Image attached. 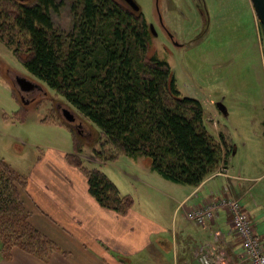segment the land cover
I'll use <instances>...</instances> for the list:
<instances>
[{
    "label": "trees",
    "instance_id": "obj_1",
    "mask_svg": "<svg viewBox=\"0 0 264 264\" xmlns=\"http://www.w3.org/2000/svg\"><path fill=\"white\" fill-rule=\"evenodd\" d=\"M7 2L14 8L0 10V42L14 47L31 75L63 96L104 135L116 151L108 161L123 154L143 157L167 181L191 187L220 167L228 168L230 150L225 138L218 143L210 135L202 103L183 96L169 63L151 53V26L141 9L136 12L121 0H75L72 29L62 32L53 14L58 15L65 3ZM17 37L26 38V53ZM56 123L73 132L65 121ZM73 134L77 153L67 155L69 164L86 174L89 190L101 206L126 214L135 201L122 195L101 169L77 158L84 144ZM25 185L0 161L1 251L9 258L18 247L45 261L57 245L31 225L20 193Z\"/></svg>",
    "mask_w": 264,
    "mask_h": 264
},
{
    "label": "rangeland",
    "instance_id": "obj_2",
    "mask_svg": "<svg viewBox=\"0 0 264 264\" xmlns=\"http://www.w3.org/2000/svg\"><path fill=\"white\" fill-rule=\"evenodd\" d=\"M7 1L0 0V10L9 12L14 8ZM58 1L65 5L58 15L53 14L54 23L58 30L70 32L73 22L71 6L75 0ZM136 2L147 22L154 26L156 34L152 33L151 53L169 63L178 91L183 96L202 103L205 124L216 142L221 143V137L225 138L226 149L230 150L229 173L233 171L250 181L241 191L247 186L256 187L251 195L260 192L263 202L264 30L252 1ZM199 7L206 8L208 15L201 13ZM15 41L22 44L20 49L26 53V38L17 37ZM18 76L27 78L36 88L21 93L16 84ZM218 104H223L226 110L222 112ZM63 108L73 113L74 124L62 116ZM58 119L68 123L84 144L82 154H77L78 159L83 158L87 167L101 169L124 196H134L140 209L151 211L148 207L150 205L151 209V205L158 202L157 195L152 191L145 192L143 184L133 183L132 179L122 176L127 172L133 177L139 176L145 183H154L147 176V172H151L162 179L152 171L149 159L123 154L112 162L108 161L116 151L104 135L84 120L63 96L31 75L14 52V47L9 48L0 42V161L25 180V175L38 163L41 155L50 150L74 154V134L66 125L56 123ZM234 186L239 191L241 186ZM251 195L243 202L248 204L249 210L256 208L251 207ZM251 217L255 221V214L252 213ZM1 249L0 238V258L4 254Z\"/></svg>",
    "mask_w": 264,
    "mask_h": 264
},
{
    "label": "crops",
    "instance_id": "obj_3",
    "mask_svg": "<svg viewBox=\"0 0 264 264\" xmlns=\"http://www.w3.org/2000/svg\"><path fill=\"white\" fill-rule=\"evenodd\" d=\"M67 155L55 149L41 155L25 175L26 185L20 192L31 225L51 239L57 251L43 261L13 248L9 258L2 254L0 264H204L203 255L211 264H250L231 231L232 219L226 210L221 209L205 226L185 217L219 196L244 204L256 188L247 186L241 191L250 182L246 177L230 171V177L208 178L191 187L168 183L151 172L147 176L154 183H145L124 172L122 176L143 184L145 192L152 191L159 200L145 212L131 196L135 202L122 214L97 202L86 174L70 165ZM235 184L241 186L239 191ZM260 196V192L251 195L255 209L249 210L248 204L242 207L250 216L255 214L254 227L264 242V201Z\"/></svg>",
    "mask_w": 264,
    "mask_h": 264
},
{
    "label": "built area",
    "instance_id": "obj_4",
    "mask_svg": "<svg viewBox=\"0 0 264 264\" xmlns=\"http://www.w3.org/2000/svg\"><path fill=\"white\" fill-rule=\"evenodd\" d=\"M218 176L230 177L229 169L220 167L209 178H218ZM221 209L230 214L232 219L231 231L241 243L242 250L248 257L250 264H264V242L255 230L253 219L242 207L240 201L219 196L208 204L187 213L185 217L196 225L205 226L208 220L215 218ZM201 260L204 264H211V260L206 255H203Z\"/></svg>",
    "mask_w": 264,
    "mask_h": 264
},
{
    "label": "water",
    "instance_id": "obj_5",
    "mask_svg": "<svg viewBox=\"0 0 264 264\" xmlns=\"http://www.w3.org/2000/svg\"><path fill=\"white\" fill-rule=\"evenodd\" d=\"M21 3L26 2L28 0H17ZM123 2H125L127 5H129L134 11L139 12L140 11V7L137 4L136 0H121ZM252 1V5L255 9V13L257 15V17L260 19L263 30H264V0H251ZM151 31L152 33H155L154 30V26H151ZM16 84L18 86V88H20L21 93H26V92H30L33 91L36 86L35 84H33L30 80H28L27 78H23L18 76L16 78ZM24 101L25 99L22 98ZM220 105V108L222 109V112L226 110L225 106L223 104H218ZM62 116H64L65 120L68 121L69 123L74 124L75 123V116L73 115V113L66 109L63 108L62 110ZM81 127V126H79Z\"/></svg>",
    "mask_w": 264,
    "mask_h": 264
},
{
    "label": "flooded vegetation",
    "instance_id": "obj_6",
    "mask_svg": "<svg viewBox=\"0 0 264 264\" xmlns=\"http://www.w3.org/2000/svg\"><path fill=\"white\" fill-rule=\"evenodd\" d=\"M199 9H200V7H199ZM200 11H201V13L205 14L206 16L208 15V12H207V9L206 8L200 9Z\"/></svg>",
    "mask_w": 264,
    "mask_h": 264
}]
</instances>
